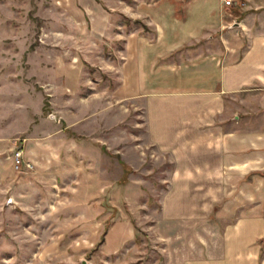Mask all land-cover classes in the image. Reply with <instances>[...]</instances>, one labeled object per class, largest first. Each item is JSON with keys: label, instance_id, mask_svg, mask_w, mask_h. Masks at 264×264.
<instances>
[{"label": "rangeland", "instance_id": "374dc122", "mask_svg": "<svg viewBox=\"0 0 264 264\" xmlns=\"http://www.w3.org/2000/svg\"><path fill=\"white\" fill-rule=\"evenodd\" d=\"M158 1L0 0V264H196L220 242L208 205L180 214L146 101L119 90L124 33H152ZM198 1L162 2L184 19ZM263 3L232 0L222 18L235 29ZM255 241L264 264V227Z\"/></svg>", "mask_w": 264, "mask_h": 264}, {"label": "crops", "instance_id": "0c3cea01", "mask_svg": "<svg viewBox=\"0 0 264 264\" xmlns=\"http://www.w3.org/2000/svg\"><path fill=\"white\" fill-rule=\"evenodd\" d=\"M162 1L145 7L143 22L152 33H124L119 90L146 101L149 137L174 161L172 197L188 206L180 214L208 205L210 233L220 242L200 245L196 264H258L255 240L264 227V182L256 174L264 170V3L232 29L237 17L224 21L226 6L218 0L188 6L184 19ZM247 7L260 9L252 2ZM214 205L221 206L215 214ZM176 210L172 217L181 218Z\"/></svg>", "mask_w": 264, "mask_h": 264}, {"label": "built area", "instance_id": "2783aa9c", "mask_svg": "<svg viewBox=\"0 0 264 264\" xmlns=\"http://www.w3.org/2000/svg\"><path fill=\"white\" fill-rule=\"evenodd\" d=\"M221 1H222L223 5L226 7L230 6L232 3V0H221ZM21 159H22L21 152H19V151L14 152L13 160H14V164L16 167H19V165L22 161Z\"/></svg>", "mask_w": 264, "mask_h": 264}]
</instances>
